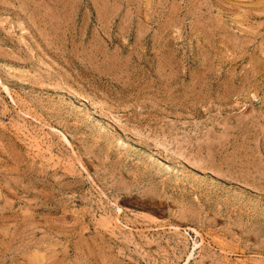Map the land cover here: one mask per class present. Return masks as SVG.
Segmentation results:
<instances>
[{
	"label": "rangeland",
	"instance_id": "374dc122",
	"mask_svg": "<svg viewBox=\"0 0 264 264\" xmlns=\"http://www.w3.org/2000/svg\"><path fill=\"white\" fill-rule=\"evenodd\" d=\"M0 264H264V0H0Z\"/></svg>",
	"mask_w": 264,
	"mask_h": 264
}]
</instances>
